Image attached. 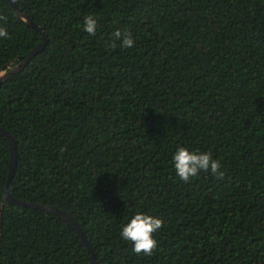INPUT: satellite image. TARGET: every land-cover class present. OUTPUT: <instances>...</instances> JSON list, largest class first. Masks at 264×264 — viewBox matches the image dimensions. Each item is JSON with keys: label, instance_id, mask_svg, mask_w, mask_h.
<instances>
[{"label": "trees", "instance_id": "trees-1", "mask_svg": "<svg viewBox=\"0 0 264 264\" xmlns=\"http://www.w3.org/2000/svg\"><path fill=\"white\" fill-rule=\"evenodd\" d=\"M14 1L47 42L0 83L11 196L69 212L98 264H264V0ZM0 15L6 70L42 33L8 0ZM177 147L211 153L224 177L181 181ZM9 155L0 134V264H92L56 215L3 200ZM136 213L164 222L150 256L120 238Z\"/></svg>", "mask_w": 264, "mask_h": 264}, {"label": "clouds", "instance_id": "clouds-1", "mask_svg": "<svg viewBox=\"0 0 264 264\" xmlns=\"http://www.w3.org/2000/svg\"><path fill=\"white\" fill-rule=\"evenodd\" d=\"M0 20L6 22L7 17L0 15ZM97 20L92 15L84 17L83 31L94 36L96 34ZM9 36L5 27L0 26V38L7 39ZM113 41L119 40L121 47L131 48L134 46L132 33L130 31L115 30L112 33ZM115 47V43L111 44ZM63 151V149H61ZM174 170L179 179L183 182H189L190 178L197 176L200 171L210 172L218 179L224 177L221 171V162L214 159L209 152L189 151L185 147H177L172 156ZM164 225L159 217H153L147 214L136 213L130 221L122 226L120 230V238L131 243L132 251L136 255L150 256L157 248V240L154 233L158 232Z\"/></svg>", "mask_w": 264, "mask_h": 264}, {"label": "water", "instance_id": "water-1", "mask_svg": "<svg viewBox=\"0 0 264 264\" xmlns=\"http://www.w3.org/2000/svg\"><path fill=\"white\" fill-rule=\"evenodd\" d=\"M9 4L13 8V11L16 14V17L21 19L25 24L34 27L38 31L42 33V40L39 44L34 46L32 49H30L28 52H26L24 55L17 57L16 60H18L17 63L12 64L9 62L7 64V69L3 70L0 69V83L4 81L5 79L9 78V76L12 73H15L19 70L21 66H23L30 58H32L36 53L41 51L43 47L45 46L47 42L46 33L44 30V27L36 24L27 14H25L16 4L14 0H8ZM0 134L4 136V138L7 140L10 148V155H9V170H8V176L5 184V189L3 193V200H8L10 203L19 205V206H27L33 209H41L48 213L56 215L59 219L64 221L67 225H69L76 234L80 237L84 245L86 246L87 251L90 253L92 264H98L94 251L92 247L90 246L84 232L82 231L81 227L77 223V221L73 218V216L60 208H58L55 205L50 204H43L39 202H33V201H25L21 199H16L11 196L9 192V183L14 175L16 163H17V146H16V140L12 133L5 129L4 127L0 126Z\"/></svg>", "mask_w": 264, "mask_h": 264}]
</instances>
